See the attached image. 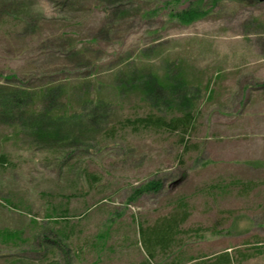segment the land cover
<instances>
[{"label": "rangeland", "instance_id": "1", "mask_svg": "<svg viewBox=\"0 0 264 264\" xmlns=\"http://www.w3.org/2000/svg\"><path fill=\"white\" fill-rule=\"evenodd\" d=\"M173 2L0 0V87L11 89L10 74L24 90L62 84V104L79 112L88 82L111 106L59 145L34 142L25 116L0 118V264H264V2L219 0L187 26L164 8L190 1ZM180 63L196 95L185 143L136 121L178 107L116 83ZM153 179L159 192L127 202ZM183 212L169 248L148 260L139 229Z\"/></svg>", "mask_w": 264, "mask_h": 264}, {"label": "trees", "instance_id": "2", "mask_svg": "<svg viewBox=\"0 0 264 264\" xmlns=\"http://www.w3.org/2000/svg\"><path fill=\"white\" fill-rule=\"evenodd\" d=\"M104 3L112 4L119 0H101ZM174 4L180 0H173ZM188 6L181 10L169 8L171 3H166L165 10H168V16L176 20L181 25H190L198 20L207 17L213 7L219 0H209L210 6L203 3V0H186ZM247 3H256L254 0H244ZM182 63L167 69L163 75L156 73L139 72L126 73L125 78L116 77L117 90L123 94L128 88L138 90L144 97L153 103L164 105L167 109L176 106L183 112L181 116H175L166 120L162 117L152 118L147 116L136 120L145 127L156 126L170 133H181V142L185 143L188 133L194 121V115L191 112V97L195 93L188 95L185 88L191 86L190 79L184 72ZM2 78L11 84V89L0 87V118L9 121L26 117V122L22 123V128L34 142L43 145H59L61 141L78 140L84 137V134L90 133L91 129H82L80 119L85 117L92 126L99 127L106 120L111 111L110 103L104 102L98 97H94L92 90L88 87V82L81 83L78 88L80 95L77 97L80 103L81 111L77 112L65 102L63 85L57 84L37 90H24L18 86L20 80L15 74L2 76ZM15 85V86H13ZM264 86V84H262ZM198 91V90H197ZM178 97V99H176ZM40 103V108H37ZM78 123V124H77ZM80 126V128H79ZM84 128H87L86 126ZM3 162V159H1ZM162 188V182L159 179L150 180L144 184L135 187L132 190L127 202H134L144 194L157 193ZM61 214L57 219H64ZM187 213L183 212L180 218H172L164 223H159L150 228L148 233L139 229L142 246L145 247L148 260H152L153 251L156 248L166 251V246L173 235L175 228L184 221ZM180 219V220H179ZM225 262H229L228 254L221 256Z\"/></svg>", "mask_w": 264, "mask_h": 264}, {"label": "water", "instance_id": "3", "mask_svg": "<svg viewBox=\"0 0 264 264\" xmlns=\"http://www.w3.org/2000/svg\"><path fill=\"white\" fill-rule=\"evenodd\" d=\"M256 3H263L264 0H254Z\"/></svg>", "mask_w": 264, "mask_h": 264}]
</instances>
